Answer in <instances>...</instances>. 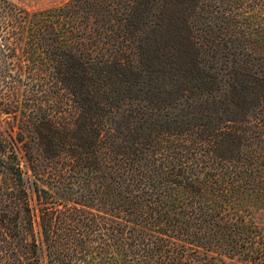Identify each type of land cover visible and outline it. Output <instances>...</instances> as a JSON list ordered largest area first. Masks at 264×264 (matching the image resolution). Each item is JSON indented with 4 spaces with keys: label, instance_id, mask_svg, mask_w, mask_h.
Here are the masks:
<instances>
[{
    "label": "trees",
    "instance_id": "trees-1",
    "mask_svg": "<svg viewBox=\"0 0 264 264\" xmlns=\"http://www.w3.org/2000/svg\"><path fill=\"white\" fill-rule=\"evenodd\" d=\"M0 264H264V0H0Z\"/></svg>",
    "mask_w": 264,
    "mask_h": 264
},
{
    "label": "rangeland",
    "instance_id": "rangeland-1",
    "mask_svg": "<svg viewBox=\"0 0 264 264\" xmlns=\"http://www.w3.org/2000/svg\"><path fill=\"white\" fill-rule=\"evenodd\" d=\"M8 4L16 5L27 11H36L45 9L48 7L56 6L63 3L66 0H3ZM5 116L0 113V123L3 124ZM261 221H264V215H262Z\"/></svg>",
    "mask_w": 264,
    "mask_h": 264
}]
</instances>
